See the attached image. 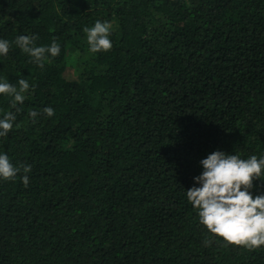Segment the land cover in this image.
I'll return each instance as SVG.
<instances>
[{"label":"trees","instance_id":"obj_1","mask_svg":"<svg viewBox=\"0 0 264 264\" xmlns=\"http://www.w3.org/2000/svg\"><path fill=\"white\" fill-rule=\"evenodd\" d=\"M97 20L112 48L92 54ZM20 34L61 51L0 58L35 84L18 112L0 96L17 116L0 152L21 167L0 180V264H264L186 197L209 153L264 155V0H0V38Z\"/></svg>","mask_w":264,"mask_h":264},{"label":"clouds","instance_id":"obj_2","mask_svg":"<svg viewBox=\"0 0 264 264\" xmlns=\"http://www.w3.org/2000/svg\"><path fill=\"white\" fill-rule=\"evenodd\" d=\"M113 26L109 21L97 20L86 26L88 51L92 54L107 52L112 48L110 39ZM36 35H18L14 41L0 38V58L6 57L12 44L26 54L32 63L43 69L45 62L60 54L61 47L55 39L48 46H36ZM35 89L28 80L20 78L16 84L0 77V96L10 98V106L20 111L26 94ZM16 112L4 111L0 115V137L8 136L16 122ZM46 117H52L55 109L45 106ZM40 113L28 112L30 119ZM202 171L193 177L194 184L186 190L189 203L197 210L199 222L207 230L229 243L249 249L264 246V194H253L254 181L264 180V155L242 158L238 154L215 150L199 161ZM20 178L27 185L31 165H23ZM21 172L9 155L0 152V180L10 181Z\"/></svg>","mask_w":264,"mask_h":264}]
</instances>
